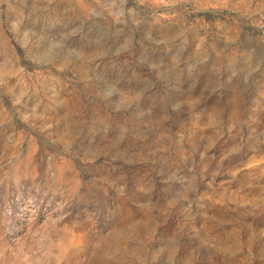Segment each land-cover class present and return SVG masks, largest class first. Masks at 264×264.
<instances>
[{
    "label": "rangeland",
    "instance_id": "obj_1",
    "mask_svg": "<svg viewBox=\"0 0 264 264\" xmlns=\"http://www.w3.org/2000/svg\"><path fill=\"white\" fill-rule=\"evenodd\" d=\"M0 264H264V0H0Z\"/></svg>",
    "mask_w": 264,
    "mask_h": 264
}]
</instances>
